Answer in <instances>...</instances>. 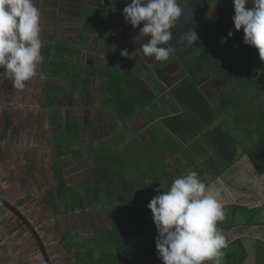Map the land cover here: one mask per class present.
Segmentation results:
<instances>
[{"label": "crops", "instance_id": "1", "mask_svg": "<svg viewBox=\"0 0 264 264\" xmlns=\"http://www.w3.org/2000/svg\"><path fill=\"white\" fill-rule=\"evenodd\" d=\"M130 2L35 0L41 12L43 63L38 65L37 74L26 82L23 91L14 89L7 73L0 68V153L17 142L22 146L31 127L35 136H49L50 143L37 148L36 153L42 158L49 154L52 169L56 162L63 165L61 157L74 158L79 154L78 160L87 159L84 162L91 157L93 161L90 160L84 170L77 168L74 172H87L88 167L99 179L103 170L110 173L104 179L118 186L110 190L115 193L113 197H108L106 189H102L106 196L99 197L98 201H94L90 192L92 204L98 209L90 220L93 221L90 228H96V232L87 228L74 234L68 230L59 234L50 248L44 242L53 264H163L155 246L157 230L135 229L131 223L126 224L129 219L120 216L121 198L132 193L135 203L148 205L158 194L154 190L166 191L167 175V182H171L175 173L179 177L191 170L198 172L206 184L220 188L226 218L218 222L217 227L226 236L228 246L239 242L233 246L234 255L240 257L237 253L241 255L242 245L247 252L242 264H264V172L256 171L245 151L264 134L262 100L256 105L255 113L249 111L238 120L230 113L232 104L221 98L229 89L220 80L204 79L206 73H201L198 83L212 104L211 117L199 114L192 106L195 102L176 99L170 88L186 71L173 73L170 64L172 61L182 63L180 56L173 52L168 60L156 61L143 55L140 46L148 39L139 34L143 22L133 28L122 19L123 8ZM123 50H127V56L121 55ZM182 64L185 70V63ZM141 67L157 97L130 119L121 121L105 106L108 76L102 70L107 68L112 73L126 70L132 74L140 73ZM215 81L221 84L216 85ZM244 90L252 92L248 88ZM232 91L239 93L236 89ZM240 98L238 102L243 103L242 96ZM229 113L234 120L232 124ZM214 114L217 117L212 119ZM51 115L54 117L50 118ZM50 124L53 130L66 131L73 136L65 143L69 147L66 154L61 140H55ZM97 147L113 154V166L108 160L109 168L100 165L103 153L100 154ZM23 151V157L29 156V147ZM24 159L21 162L26 166ZM9 161L0 160V172L8 171ZM66 170L67 175L73 174ZM52 173L57 183L55 171ZM152 178L154 183L141 190L144 187L140 188V184L151 182ZM104 204L105 212L99 207ZM116 211L119 215L113 214ZM71 214L75 218V214ZM80 215L77 216L81 218ZM150 220L154 224L153 219ZM87 244L92 247L88 248ZM128 251L133 254L129 256ZM12 253L10 247H1L0 264L42 263L25 259L17 262V254L13 258ZM222 264H229L228 255Z\"/></svg>", "mask_w": 264, "mask_h": 264}, {"label": "clouds", "instance_id": "2", "mask_svg": "<svg viewBox=\"0 0 264 264\" xmlns=\"http://www.w3.org/2000/svg\"><path fill=\"white\" fill-rule=\"evenodd\" d=\"M233 6L235 29H243L244 44L258 49L264 61V0H233ZM184 10L180 0H131L123 8V16L133 28L143 22L139 34L148 37L140 46L143 55L166 61L175 51L171 29ZM40 21L35 0H0V68L19 91L25 89L44 61ZM232 36L230 31L221 43ZM198 39L193 31L177 40L192 44ZM121 55L127 56V50ZM156 191L147 207L158 233L155 246L163 264H222L228 240L217 227L226 218L220 188L206 184L198 172L191 170L175 178L168 190Z\"/></svg>", "mask_w": 264, "mask_h": 264}, {"label": "rangeland", "instance_id": "3", "mask_svg": "<svg viewBox=\"0 0 264 264\" xmlns=\"http://www.w3.org/2000/svg\"><path fill=\"white\" fill-rule=\"evenodd\" d=\"M184 6H185L184 13L176 22L175 27L171 29V31L173 32L172 41L175 44L174 53L180 56L179 60L182 63H185L188 59H191L193 54H195L196 50L193 44H187V43L181 44L180 41L177 39L179 38V36H181L184 33H187V35H191L193 31L196 32V34L198 35L200 31H202L204 28L207 27L208 25L207 21L213 19L217 10V5H211L210 7L199 5L196 10L190 4L189 0L183 3L182 7ZM249 6L250 4L246 5V7ZM122 19L123 21H125L124 17ZM194 22L197 24L195 25ZM258 60L259 62H264L260 58H258ZM182 63L178 61H172V64H170L171 65L170 68H172L171 70L173 71V73L179 72L180 74H183L185 72V70L182 68L183 66ZM205 65L206 64H204V69H205ZM156 69H160V68H156ZM159 71L160 70H158V72ZM204 76H205L204 79L206 80H209V77L211 78V75H209L208 73ZM211 79H215V78H211ZM215 83L216 85L221 84L220 81H215ZM248 89L252 90V92L247 93V90L239 92L242 96L243 103L238 102L237 100L239 95L238 93L232 94L233 95L232 98L234 99V101H229L230 98L229 95L233 93V91L230 89L226 91V93L223 95L224 97H221L222 100H225L232 104L230 113L232 114V116H237V118H239L238 120L242 119L245 115H247L249 111L253 110L252 112L253 114L258 110L256 108V105L260 102L261 99L260 94L258 91H254L255 90L254 86H249ZM244 97L246 98L244 99ZM105 106L108 107L107 105ZM230 113L228 114V117L231 116ZM261 114L262 113H260V115ZM262 115H264V113ZM232 116L229 121L230 124H232L234 121ZM53 117L54 116L52 115L50 116V118ZM239 123L241 122L239 121ZM50 126L55 140L57 141V139H60L62 145H64L63 147L64 153L66 154L67 151H69V147H67L65 143H68L69 138H72L73 136L71 135V133H68L66 131L53 130V124H50ZM27 136L28 137L26 138L22 146L20 142H17L16 145L7 148V150L5 151L3 150L2 151L3 154L0 153L1 156L0 160L2 159L6 161L10 160L7 168L8 171L0 172V195L3 196L9 202H11L12 199V202H14L20 208V210L24 212L25 216L33 224V226L38 231L44 242L47 243L49 248H50V244H53V240L57 239L59 234H64L68 230L74 231L73 232L74 234H77L78 231H82L87 228L91 232L92 230L96 232V228L91 229L93 221L90 220L92 218V215L94 216L95 212H98V209L96 206H93L92 204V195L90 193L89 187H87L86 190H84L81 193L83 197V201L79 203L80 204L79 207H77L76 205H70L67 202H60L55 191L56 179L52 173V170L56 171V169L55 168L52 169L51 167L52 164L51 161H49L50 159L49 154H46V156L42 158V155L37 156L38 154L36 153L37 148H40V146L42 145H48V142L50 143V141L48 140L49 136L47 134H46V138H44L41 135L35 136L34 131L32 130L31 127H29ZM27 147H29L30 149L29 156L25 155L23 157V152H24L23 149ZM97 150L98 152L100 151V154L102 153L104 154V155L102 154L101 156L102 157V160L100 161L101 166L103 165L109 168L110 166L114 165L112 163L113 154L109 150L107 151L100 147L99 148L97 147ZM106 154H107V158H106ZM24 158H26V163H27L26 166H24V163L21 162V160H25ZM88 159L89 161L90 160L93 161L91 157ZM55 160L56 159H53V161ZM86 160L87 159L85 158L84 159L80 158L79 160L78 159L75 160L71 156L61 157V162L63 163V165L59 166V169H57V172L60 173L61 175L66 174L65 175L66 179L68 183L71 184L72 189L74 190L76 189L79 192L85 189L86 184H90V185L99 184V182L97 181L98 174L95 171L89 172L86 179L83 178L85 180H81L80 177H75L74 174L77 172L74 171L77 168L84 170L83 167L88 165L89 161L84 162ZM107 160L111 161L110 166L109 164L106 163ZM22 166H24L25 168ZM65 167L70 171H72L73 174L67 175V170ZM177 176L178 174L175 173L172 179L174 180V178H176ZM167 177L164 185V187H166L165 190H168L171 186V183L173 182V180L171 182H167ZM99 179H100V185H103L105 189H106L105 186L108 187V190H115L116 188H118L116 182L107 181V179H101L100 176ZM83 181H87L88 183H84ZM150 183H154V178H152L151 182H147V183L142 182L140 184V188L142 187L144 188H142L141 190H145L148 184ZM29 195L32 196V198L28 197ZM123 199H128V196L124 194ZM133 201L134 204H136L135 203L136 199L134 197H133ZM99 207L104 212L106 211L105 204ZM121 210L124 211L123 208H121ZM71 213L75 214V218ZM79 213H81L80 215L82 216L81 218L77 216ZM113 214L119 215L117 211L114 212ZM121 215L124 214L121 213L120 216ZM116 217L119 216H114L113 218ZM128 223L129 222H126V224ZM121 239L125 240L123 238ZM139 239L141 238L139 237ZM83 246L84 245H82V247ZM1 247H10L11 251L14 252L12 253L13 258L17 254L16 255L17 262H20L25 259L28 262L34 261L35 263V261H39L42 262L41 264H46L45 259L41 253L40 247L34 235L30 232V230H28L27 226L16 216V214H14L11 210L0 204V248ZM87 247L91 248L92 245L87 244ZM98 247L100 249L102 248V246H98ZM95 251L97 252L98 250ZM227 252H225L226 255L224 257L227 256L228 254ZM98 258L101 261L103 260V257H98Z\"/></svg>", "mask_w": 264, "mask_h": 264}, {"label": "trees", "instance_id": "4", "mask_svg": "<svg viewBox=\"0 0 264 264\" xmlns=\"http://www.w3.org/2000/svg\"><path fill=\"white\" fill-rule=\"evenodd\" d=\"M184 0H180L181 6ZM190 4L197 10L199 5L210 7L217 5L216 13L212 20L207 21L208 25L198 34L199 39L192 43L195 46V54L184 64L186 75L181 77L170 88L172 95L179 100L188 103H194L192 106L205 118L211 117L212 104L205 96L203 90L200 88L198 80L201 73L209 74L213 80H220L225 85L226 89H236L238 92L244 91L249 86H254L255 91H258L261 97V106L264 107V62H259L258 49L254 46H249L243 42V29L236 30L232 20L234 15V6L232 0H189ZM196 25L197 23L194 22ZM192 28V27H191ZM190 28V29H191ZM233 32V36L227 39L226 43H221V39L228 36L229 32ZM167 47L168 45H163ZM178 56V55H177ZM173 58H177L173 56ZM204 64L205 69H204ZM142 71V72H141ZM140 73H127L126 70L119 73H112L110 69L102 70L104 75H107L106 87L108 94L105 97V105L121 120L126 121L133 115L138 113L148 104L152 103L157 94L150 88L146 81L144 68H140ZM142 73V74H141ZM146 89V90H145ZM237 93V92H236ZM233 93L229 96V100L234 101L232 98ZM237 100L241 98L238 93ZM217 117L216 114L212 119ZM261 117H264L263 115ZM254 168L257 172H264V134L261 135L251 146L246 148ZM79 154H75L74 158L78 159ZM233 160V158L231 159ZM56 169L55 175L57 176V183L55 186L56 195L60 202H67L70 205L80 206L83 201L81 193L84 191H76L72 189L71 184L68 183L65 175L57 172L59 164H54ZM99 176L101 179L109 177V174L100 170ZM100 180V179H99ZM104 186L99 184L92 185L89 190L94 196V201H98L101 196L113 197L114 192L106 188V194L103 195ZM157 190V189H156ZM154 190V191H156ZM154 191H152L153 194ZM161 192L163 190L160 189ZM128 199H122L121 210L124 216L121 218L129 219L132 227L135 229H148L155 228L150 220L152 218L151 210L145 204H134L132 193L127 194ZM130 201V203H129ZM134 222V223H133ZM133 223V224H132ZM149 223L152 225L149 227ZM130 225V226H131ZM135 225V227H134ZM140 243L139 245L146 244ZM239 243L234 241L224 251L228 250L229 264H242L247 256L245 248L241 245L240 257L235 256L236 250H232L235 244ZM129 251L128 255H132ZM240 252V251H239Z\"/></svg>", "mask_w": 264, "mask_h": 264}, {"label": "water", "instance_id": "5", "mask_svg": "<svg viewBox=\"0 0 264 264\" xmlns=\"http://www.w3.org/2000/svg\"><path fill=\"white\" fill-rule=\"evenodd\" d=\"M0 202L3 203L9 210L13 211L18 216V218H20L29 227V229L31 230L32 234L34 235L40 247L41 253L45 259L46 264H53L42 237L40 236L38 231L35 229V227L32 225V223L28 220V218L25 216V214L22 211H20V209L17 208L14 204L8 202L1 195H0Z\"/></svg>", "mask_w": 264, "mask_h": 264}, {"label": "flooded vegetation", "instance_id": "6", "mask_svg": "<svg viewBox=\"0 0 264 264\" xmlns=\"http://www.w3.org/2000/svg\"><path fill=\"white\" fill-rule=\"evenodd\" d=\"M0 167H2V165L0 166ZM87 169V172H77V173H75L74 175H75V177H80L81 178V180H83V178H85L86 177V175H88L89 174V169H88V167L86 168ZM85 180V179H84ZM99 180V179H98ZM81 184V183H80ZM86 186H85V189L84 190H86ZM28 197H31L32 198V196H28ZM44 198V197H43ZM42 201H43V199H42ZM9 202V201H8ZM10 203H12V204H14L17 208H19L14 202H12V199H11V202ZM0 204L1 205H3L4 207H6L3 203H1L0 202ZM7 208V207H6ZM20 209V208H19ZM20 211H22V210H20ZM13 212V211H12ZM23 212V211H22ZM14 213V212H13ZM24 213V212H23ZM15 214V213H14ZM17 216V215H16ZM18 217V216H17ZM20 219V218H19ZM21 220V219H20ZM22 221V220H21ZM23 222V221H22ZM24 223V222H23ZM25 224V223H24ZM26 225V224H25ZM33 225V224H32ZM27 226V225H26ZM27 228H28V230H30L29 229V227L27 226ZM30 232H31V230H30ZM32 233V232H31Z\"/></svg>", "mask_w": 264, "mask_h": 264}]
</instances>
